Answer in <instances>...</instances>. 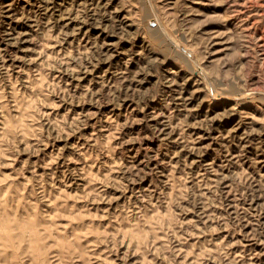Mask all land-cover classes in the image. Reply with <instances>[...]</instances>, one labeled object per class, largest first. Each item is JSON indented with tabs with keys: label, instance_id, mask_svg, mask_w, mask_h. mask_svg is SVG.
<instances>
[{
	"label": "rangeland",
	"instance_id": "obj_1",
	"mask_svg": "<svg viewBox=\"0 0 264 264\" xmlns=\"http://www.w3.org/2000/svg\"><path fill=\"white\" fill-rule=\"evenodd\" d=\"M0 264H264V0H0Z\"/></svg>",
	"mask_w": 264,
	"mask_h": 264
}]
</instances>
